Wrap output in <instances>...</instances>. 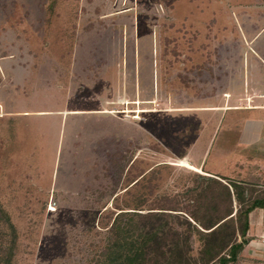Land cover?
I'll use <instances>...</instances> for the list:
<instances>
[{
    "label": "rangeland",
    "instance_id": "obj_1",
    "mask_svg": "<svg viewBox=\"0 0 264 264\" xmlns=\"http://www.w3.org/2000/svg\"><path fill=\"white\" fill-rule=\"evenodd\" d=\"M261 107L264 0H0V264H95L116 204L194 171L262 191Z\"/></svg>",
    "mask_w": 264,
    "mask_h": 264
},
{
    "label": "trees",
    "instance_id": "obj_2",
    "mask_svg": "<svg viewBox=\"0 0 264 264\" xmlns=\"http://www.w3.org/2000/svg\"><path fill=\"white\" fill-rule=\"evenodd\" d=\"M145 172L132 161L126 191L141 184ZM253 176L240 180L194 171L181 191L156 195L148 208H143L148 199L142 197L131 200L134 207L116 204L106 214L110 225L97 245L95 264L236 262L250 241L251 212L264 208L261 179ZM156 177L153 171L149 182Z\"/></svg>",
    "mask_w": 264,
    "mask_h": 264
},
{
    "label": "crops",
    "instance_id": "obj_3",
    "mask_svg": "<svg viewBox=\"0 0 264 264\" xmlns=\"http://www.w3.org/2000/svg\"><path fill=\"white\" fill-rule=\"evenodd\" d=\"M261 108H264V107H261ZM262 111V110H261ZM263 113V112H262ZM263 117H262V121L264 120V114L262 115ZM257 120H260V119H257ZM260 131H261V128H257V135H258V137L260 136ZM256 168L258 169V167L256 166ZM259 174V173H258ZM258 174H256L255 173V176H257ZM258 176H261V175H258ZM262 179V178H261ZM258 209V208H257ZM259 209H263V208H259ZM256 210V209H255ZM254 210V211H255ZM254 211H253V213H254ZM252 213V214H253ZM261 213V212H260ZM253 217V216H252ZM262 217V216H261ZM261 217L260 218H258V219H256V220H259L260 221V224H264V219L262 220L261 219ZM253 219V218H252ZM253 221V223H254V220H252ZM253 223L251 222V224H250V230H249V233H248V236L250 237V241H249V243H248V245H250V244H252L255 248H257L256 247V245L255 244H257V241H258V239H259V237H261V236H263L264 235V231L260 234V232H258V226L256 227V229H255V231H253V229H252V227H253ZM257 233V234H256ZM247 245V246H248ZM264 245V244H263ZM246 246V247H247ZM246 247H245V249H246ZM244 249V250H245ZM240 256H241V253H240ZM240 256H239V258H240Z\"/></svg>",
    "mask_w": 264,
    "mask_h": 264
},
{
    "label": "bare ground",
    "instance_id": "obj_4",
    "mask_svg": "<svg viewBox=\"0 0 264 264\" xmlns=\"http://www.w3.org/2000/svg\"><path fill=\"white\" fill-rule=\"evenodd\" d=\"M182 161V164L187 166V167H190L192 169H196V170H199L197 167H195L194 165L190 164L189 162H187L186 160H181ZM201 171V170H200ZM53 211V210H52Z\"/></svg>",
    "mask_w": 264,
    "mask_h": 264
}]
</instances>
